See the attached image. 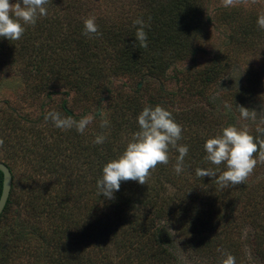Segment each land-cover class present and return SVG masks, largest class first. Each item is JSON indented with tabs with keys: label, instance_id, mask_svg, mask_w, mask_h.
Segmentation results:
<instances>
[{
	"label": "trees",
	"instance_id": "obj_1",
	"mask_svg": "<svg viewBox=\"0 0 264 264\" xmlns=\"http://www.w3.org/2000/svg\"><path fill=\"white\" fill-rule=\"evenodd\" d=\"M66 1L49 0L46 5L48 13L53 4L62 5ZM199 2L201 1L134 0L130 23H119L118 27L111 31V35L104 33L102 42L97 40L90 48L85 42L84 47L91 53L88 54L89 58L102 52V62L108 65L111 60L112 68L127 72L135 78L140 79L145 75L162 78L178 61L186 60L189 55L195 53V36L205 27L203 15H199L198 11ZM232 11L236 12V9ZM260 14H250L243 20L248 23L246 35L254 41L259 40L263 34L257 24ZM225 16L237 19L238 15L228 13ZM74 18L69 21H79L77 18L74 21ZM137 18L144 19L150 25L145 28L147 48H141L139 42L134 47V35L139 25L133 26V21ZM49 19L47 16L41 17L35 25H26V30L18 41L0 37V46L2 43L9 46L12 44L13 47L20 45L19 43H25V47L29 46V43L33 46L35 34L44 35L43 39L53 40L50 45H53V42L58 43L62 49L70 46L74 40L80 41L76 36L83 34L82 22L75 26L70 24L71 27L63 31L64 35L54 29L38 33L45 30V25H53ZM53 27L60 28L61 25L55 23ZM39 47L35 44L33 50L38 52ZM115 54L117 56L110 57ZM47 59L43 48L42 60ZM68 63L54 66V73L59 74L70 69ZM105 64L92 67L88 72L93 77L79 83L76 90L85 91L92 82L98 87L101 86L95 75L103 76ZM36 65L42 67L41 62ZM224 66L222 58L221 61L220 57L211 59L208 65L199 71V75L196 73L195 79L192 75H188L189 78L186 76L184 83L188 82L187 86L183 85L179 91L171 92L169 102L161 100L160 97H168L161 89L158 97L152 96L146 100L141 94L128 96L126 101L132 106L133 112L131 109L120 112L115 106L116 111L113 114L119 113L121 120L114 130L107 132L97 124L96 128L89 127L87 130L86 127L83 134L78 133L75 128L61 129L64 133L62 138L66 137L72 145H58L52 142L51 148L48 149L45 148L46 144H43L37 169L42 174L49 175V179L40 178L39 183L36 182L35 186H32L28 196L19 195L13 182L9 200L0 216V221L4 220L3 223L7 225L0 229V264H162L174 258L175 252L171 250L174 229L182 231L179 232L182 240L184 233H190L189 240L195 244L192 247H196L193 249L196 256L214 259L218 255L231 254L235 257V264H264V222L252 242L241 238L243 224L249 220L255 223L257 217H254L258 216L259 212L258 205L263 203L264 207V202H259L258 192L245 196L241 202L245 212L242 215L236 214L235 218L234 209L240 206L237 202L233 205V199L237 197H229L223 204L221 213L217 214L216 221H219V225L215 226L214 237H207L205 234L204 229H207L209 221L214 219V210L210 208V205H213L211 200L226 194L229 188L227 194L233 192L231 187L217 185L213 177H198L195 174L197 168H207L204 165V157L207 155L204 144L208 138L216 136L212 126L208 124L209 121L204 124L211 112L201 110L197 106L178 110L173 106L180 97L190 95L192 81L200 83L201 80L200 84L213 81L223 74ZM56 79L62 80L60 76H56ZM138 88L142 89L141 86ZM99 89L102 91L101 87ZM156 105L169 110L177 123L179 117H185L186 123L182 130L187 129L191 136L188 138L182 134V138L177 142L189 148L182 172H175L174 165L179 153L170 148L169 162L158 164L151 170L147 184L122 181L120 189L114 193V198L107 199L97 187L98 180L102 178L103 166L118 158L133 134L139 130L135 119L138 114H134L145 106L154 108ZM61 110L60 115L63 118L78 117L68 108L66 101L61 104ZM11 112L13 111L8 114L10 124L20 122L21 117L16 121ZM204 131L206 135H203ZM99 135L105 137L102 144L94 143ZM253 137L261 138V134H253ZM71 148L75 150H70ZM3 177L0 170V197ZM236 186L235 190L241 193L242 188L236 189ZM16 208L18 214L15 216L12 211ZM179 216L188 219V224L184 226H189L191 232L181 225L175 226ZM20 259H25L26 262L23 263Z\"/></svg>",
	"mask_w": 264,
	"mask_h": 264
},
{
	"label": "rangeland",
	"instance_id": "obj_2",
	"mask_svg": "<svg viewBox=\"0 0 264 264\" xmlns=\"http://www.w3.org/2000/svg\"><path fill=\"white\" fill-rule=\"evenodd\" d=\"M200 1L197 4L198 11L199 15H203L205 27L195 36V53L189 55L186 60L178 61L162 78H153L149 75L142 76L140 79L135 78L127 72L112 68L111 60L108 65L102 62L101 57L104 56L102 52L89 58L88 54L91 53L84 47L85 42L89 48L97 40L102 42L104 33L111 35V31L117 28L119 23L129 22L133 16L131 10L134 8V0H67L62 5L53 4L47 15L53 25L51 27L45 25V30L38 33H46L54 29L60 35H64L63 31L68 30L71 25L84 23V19L89 17H94L99 27V35H77L76 38L80 41L74 40L65 49L60 48L58 43L53 42V45H50L53 40L43 39L42 34L34 36L33 44L40 46L38 52L33 50L34 45L31 46V43L26 47L25 43H19L20 45L16 47L2 43L0 46V139L4 143L0 146V160L11 167L13 182L16 184L19 195L28 196V192L40 178L49 179V175L42 174L37 169L43 144H46L45 148L48 147V149L51 148L52 142L58 145H72L66 137L62 138L64 134L62 130L66 129L61 130L55 127L50 119H45L49 112L61 113V104L64 101L67 102L68 108L74 112L75 116H78L75 120L86 116L92 118L87 130L89 127L96 128V124L98 126L101 124L102 112L103 118L109 122L104 129L109 132L116 129L121 120L119 113L113 114L116 111L115 106L120 112H127L130 109L133 112L132 106L126 101L128 96L141 94L140 96L146 100L148 97H158L163 90L166 92L163 94L168 97L160 98L169 102L171 92L179 91L183 85L187 86L188 82L184 83L186 76L189 78L192 75L195 79L196 73L199 75V71L204 69L211 59L218 57L220 61L222 58L225 64L223 74L213 81H206L205 84H200L201 80L200 83L196 80L192 81L190 95L180 97L179 101L173 104L174 108L177 110L185 107L190 109L191 106H197L201 110L211 112V116L204 121V124L209 121L208 124L212 126L215 135L222 134V129L230 125L247 126L252 135L257 133V127H264V122L259 120H241L238 108V106H244L250 111L254 110L258 117L261 112H264V29H262L263 34L258 38L259 40L254 41L246 35L245 29L248 23L243 21L250 14L264 13V0H237L231 7H224L222 0ZM11 2L15 3L16 0H11ZM232 9H236V12ZM228 13H236L237 19L225 16ZM73 17L79 21L76 22L75 18V22L69 21ZM55 23L61 27L54 28ZM43 48L48 56L47 60H42ZM51 52L53 53L48 54ZM113 56L117 55L110 57ZM39 62L42 63V67L36 65ZM64 63H68L70 69L59 74L54 73V66ZM98 64H105L102 70L103 76L95 75L101 83L99 87L102 91L93 82L85 88L87 90L77 91L76 87L79 83H84L87 78L93 77L88 71ZM180 70L184 72H179ZM56 76H60L62 80H55ZM226 104L231 105L230 110L225 107ZM10 111H13L11 113L14 114L16 121L18 117H21L20 122L10 124L11 120L8 118ZM141 111L134 115H139ZM138 115L135 116L136 120ZM184 118L181 116L177 119L179 125L183 126L186 123ZM182 132L184 137L191 136L187 129ZM203 135H206L205 131ZM261 138L264 136L261 135ZM258 157L259 153H255L253 158H256L258 162L246 182L236 186V189L242 188L241 193L235 190L234 186L229 185L233 193L227 194L229 188L226 194H221L220 197L211 200L213 205H210V208L214 210V219L209 221L207 229H204L207 237H214L215 226L219 225V221H216L217 214L221 213L223 204L228 201L229 197H237L233 199V205L237 202L240 206L234 209V218L237 217L236 214L242 215L245 212L241 202L247 194L258 192L259 202H264V196H262L264 194V162H260ZM204 165L215 170L217 176L226 170V166H216L210 162ZM169 188H171L170 185ZM262 204L258 205L259 212L258 216L254 217H257L255 223L249 220L243 224L242 239L247 238V241L252 242L261 228L264 222ZM13 210L12 213L16 216L17 208ZM3 222L4 220L0 221V229L6 225ZM186 224H188L186 217L179 216L175 222V226L181 225L191 232L188 225V227L184 226ZM179 232L182 231L174 229L171 246V250L175 252L174 258L162 264H222L223 259L226 258L224 255L215 256L214 259L194 255L193 249L196 247H192L195 244L189 240L190 233H184V240H182ZM248 249L250 252V246ZM20 261L26 262L25 259H20Z\"/></svg>",
	"mask_w": 264,
	"mask_h": 264
},
{
	"label": "clouds",
	"instance_id": "obj_3",
	"mask_svg": "<svg viewBox=\"0 0 264 264\" xmlns=\"http://www.w3.org/2000/svg\"><path fill=\"white\" fill-rule=\"evenodd\" d=\"M49 0H0V37L9 41H18L25 32L26 25H35L38 18L46 17L48 11L46 5ZM237 0H222L224 7L234 6ZM151 18L149 17V20ZM258 27L264 29V13L258 16ZM139 25L135 31V42L141 48H147L146 27L150 25L142 18L133 21V26ZM83 34L85 36L99 35V27L94 17L84 19ZM231 109V105H225ZM241 120L264 122V112L257 115L254 110L244 106H238ZM102 128L107 127L109 122L103 118L101 112ZM45 119H50L54 126L59 129L75 128L83 134L86 127L92 122L91 117H83L79 120L71 116L62 118L60 113L52 111L47 113ZM139 130L133 134L127 143L124 152L118 158L113 159L103 166L102 178L98 180L97 187L100 193L107 199H113L114 193L121 187L122 181H137L147 184L151 170L158 164L169 162V149H176L179 155L176 157L174 170L180 174L183 170L184 158L189 148L187 145H179L177 142L182 138V126L175 122L172 113L160 105L154 108L145 106L137 117ZM256 132L264 136V127H257ZM105 140L103 135L95 138L94 143L102 144ZM4 141L0 139V146ZM207 155L206 162L219 166L226 165V170L217 176L212 168H197L195 174L198 177H213L221 187L240 185L246 182L257 164L253 158L259 153V161L264 162V138H255L247 126L237 127L230 125L222 129V134L208 138L204 144ZM222 264H235V257L227 254Z\"/></svg>",
	"mask_w": 264,
	"mask_h": 264
},
{
	"label": "water",
	"instance_id": "obj_4",
	"mask_svg": "<svg viewBox=\"0 0 264 264\" xmlns=\"http://www.w3.org/2000/svg\"><path fill=\"white\" fill-rule=\"evenodd\" d=\"M0 170L3 172L4 175L2 194L0 197V216H1L9 200L11 190L13 187V172L10 166L1 160H0Z\"/></svg>",
	"mask_w": 264,
	"mask_h": 264
}]
</instances>
